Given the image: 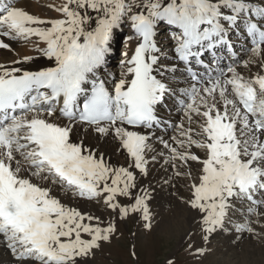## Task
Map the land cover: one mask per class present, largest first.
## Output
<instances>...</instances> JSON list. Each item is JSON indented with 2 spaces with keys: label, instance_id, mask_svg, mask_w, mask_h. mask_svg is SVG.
I'll use <instances>...</instances> for the list:
<instances>
[{
  "label": "snow or ice",
  "instance_id": "6c2138e0",
  "mask_svg": "<svg viewBox=\"0 0 264 264\" xmlns=\"http://www.w3.org/2000/svg\"><path fill=\"white\" fill-rule=\"evenodd\" d=\"M31 7L0 0L9 264H94L121 223L133 241L160 227L163 193L191 217V261L205 264L223 236L237 254L217 264H251L245 241L264 252V0ZM128 255L139 261L135 243Z\"/></svg>",
  "mask_w": 264,
  "mask_h": 264
},
{
  "label": "rangeland",
  "instance_id": "374dc122",
  "mask_svg": "<svg viewBox=\"0 0 264 264\" xmlns=\"http://www.w3.org/2000/svg\"><path fill=\"white\" fill-rule=\"evenodd\" d=\"M171 202L175 204L174 198L171 199ZM87 208L98 215L100 214L90 205H87ZM153 211L165 218L159 228L153 233L147 234L146 237H140L138 234L133 241L131 233L137 231L136 226L132 221H128L127 224L121 223L119 227L123 232V237L119 241L114 240L110 246L106 245L104 252L98 254L94 264H165V261L170 257L175 258L176 264H195L187 256L186 243L183 240L186 229L191 226L190 215L178 209H171L170 204L163 203L160 196H157L153 203ZM246 242L241 245L245 254L240 255L239 258L248 260L251 264H264V252L261 251L260 247ZM133 243L136 244V251L139 255L138 262L128 255ZM212 248L214 252L207 257L205 264H217L221 256L224 255L223 253L230 256L237 254V250L230 244L229 237H216L212 242Z\"/></svg>",
  "mask_w": 264,
  "mask_h": 264
},
{
  "label": "bare ground",
  "instance_id": "6f19581e",
  "mask_svg": "<svg viewBox=\"0 0 264 264\" xmlns=\"http://www.w3.org/2000/svg\"><path fill=\"white\" fill-rule=\"evenodd\" d=\"M46 2H47V0H31L32 7L29 10L40 13L41 9H40L39 5H42ZM10 56H11L10 53H7L6 51L0 50V60H3V59L8 58ZM113 63H115V61H113ZM113 70L116 71L117 69H113ZM116 160H117V158L115 156H113V161L115 162ZM120 163H123L122 159L120 160ZM181 194H184V193L182 192ZM158 196H160L162 198L163 203H165L169 199L167 193L159 194ZM170 199H172V198H170ZM87 205L89 206L90 204H85L83 202L80 203V206L82 208L88 209ZM90 206L93 207L92 205H90ZM173 230H174V228H173ZM246 243H249V242H246ZM223 254L224 255L221 256L220 261L226 262L230 258V255H226V253H223ZM9 261H10L9 255L6 252H3L2 250H0V264H9Z\"/></svg>",
  "mask_w": 264,
  "mask_h": 264
}]
</instances>
